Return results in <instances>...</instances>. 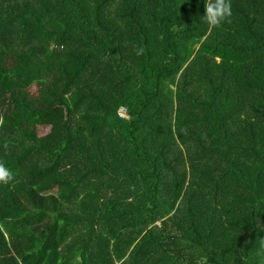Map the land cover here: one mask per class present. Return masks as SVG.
I'll return each mask as SVG.
<instances>
[{"label": "trees", "instance_id": "1", "mask_svg": "<svg viewBox=\"0 0 264 264\" xmlns=\"http://www.w3.org/2000/svg\"><path fill=\"white\" fill-rule=\"evenodd\" d=\"M204 4L0 0V264H259L264 0Z\"/></svg>", "mask_w": 264, "mask_h": 264}, {"label": "clouds", "instance_id": "2", "mask_svg": "<svg viewBox=\"0 0 264 264\" xmlns=\"http://www.w3.org/2000/svg\"><path fill=\"white\" fill-rule=\"evenodd\" d=\"M204 7L205 15L203 19L209 25V28L220 27L232 15L231 0H205ZM2 125L3 119L0 117V126ZM4 147L7 148L8 145L5 144ZM13 179L12 172L5 166L3 161H0V184L7 185ZM257 244L255 256L258 258L259 264H264V238L257 239ZM200 264H204V261L201 260Z\"/></svg>", "mask_w": 264, "mask_h": 264}, {"label": "rangeland", "instance_id": "3", "mask_svg": "<svg viewBox=\"0 0 264 264\" xmlns=\"http://www.w3.org/2000/svg\"><path fill=\"white\" fill-rule=\"evenodd\" d=\"M33 92H34V91H32V93H33ZM48 133H49V130L46 129V128H39V130H38L39 137H44V136H46Z\"/></svg>", "mask_w": 264, "mask_h": 264}, {"label": "built area", "instance_id": "4", "mask_svg": "<svg viewBox=\"0 0 264 264\" xmlns=\"http://www.w3.org/2000/svg\"><path fill=\"white\" fill-rule=\"evenodd\" d=\"M120 113L123 117H126V110L124 108L120 109Z\"/></svg>", "mask_w": 264, "mask_h": 264}]
</instances>
